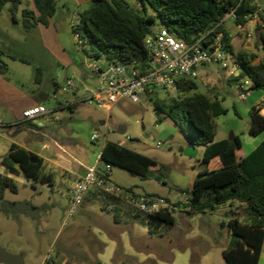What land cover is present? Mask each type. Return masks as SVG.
<instances>
[{
	"label": "rangeland",
	"instance_id": "374dc122",
	"mask_svg": "<svg viewBox=\"0 0 264 264\" xmlns=\"http://www.w3.org/2000/svg\"><path fill=\"white\" fill-rule=\"evenodd\" d=\"M124 1L131 9L142 12L138 0ZM257 3L264 11V0H257ZM0 15L4 18V21H1L2 24L4 22L3 27L13 33L14 37H21L15 30L17 26L22 27L21 15H18L19 25L9 17L7 8ZM65 15L67 17L56 20L57 29L61 43L74 56L75 63L68 70L60 66L51 68L43 75L45 83L47 78L51 77V98L46 101L50 108L67 102L61 88L66 78H71L73 73L74 80L83 78L90 89L99 85L98 79L88 68V62L94 59L87 58L82 41L74 33L73 27L78 23L77 15H72L71 11L65 12ZM262 16L264 17V12ZM161 28L162 25H153L152 34ZM261 33H264V24L255 37L256 47L261 45ZM260 52V57L264 60V51ZM7 60L5 62L9 66V72L6 76L13 82L28 78V73L31 79L37 74L34 66ZM198 76L196 82L199 91L204 94H217L224 108L228 110L225 115L214 120L216 141L229 140L233 135H238L243 141V152L248 154L253 149V143L262 137H253L248 133L249 112L254 104L249 94L251 92L242 100L234 84L227 81L229 79L226 74L216 68L208 70L200 67ZM52 79L61 84L55 93ZM259 92L260 90H257L252 93ZM82 95L80 93L79 97ZM55 96L59 99H55ZM158 97H176V91L159 90ZM56 113V116L67 119L68 123L75 121L83 124L91 132L95 126L98 128L96 133L100 137L99 140H90L86 130L79 131L80 146L69 147L75 157L73 162L78 168L94 161L106 142L120 144L151 158L153 171L148 180L112 167L108 181L125 189L134 188L141 194L154 193L152 195L169 199L170 203L177 205V225L171 229L162 226L154 230L155 234H150L148 227L137 221L126 217L114 219L115 211L105 208L108 200L100 197L81 205L68 224L63 226L69 205L59 193V184L53 189H48L41 183H25L18 180L17 193L6 190V200H30L36 206L46 205L48 208L40 213L38 220L25 216L7 218L0 215V251L20 256L21 264H44L45 256L49 252L52 253V260H57L55 251L60 246L69 250L68 264H191L192 256L200 257L201 260L207 257L205 263L208 264H224L223 252L230 243L228 224L233 215L231 211H239V217L243 220V208L237 209L235 204L233 207L223 206L214 213L180 214V211L184 210L186 195L178 189L192 188L193 178L202 169L199 161L203 147H191L190 142L170 119L158 123L152 103L145 96L140 98L139 103L124 100L109 115L104 110L86 103L80 104L75 113L69 110H58ZM99 120H106V130L99 127ZM121 127L125 129L122 134L118 132ZM157 144H160L159 148L156 147ZM99 168H104L102 162H99ZM119 204L128 211L131 210L127 204ZM261 264H264V255Z\"/></svg>",
	"mask_w": 264,
	"mask_h": 264
},
{
	"label": "trees",
	"instance_id": "16d2710c",
	"mask_svg": "<svg viewBox=\"0 0 264 264\" xmlns=\"http://www.w3.org/2000/svg\"><path fill=\"white\" fill-rule=\"evenodd\" d=\"M23 0H0V12L8 9L14 23H18L17 14ZM35 8L40 13L36 17L32 9L22 10L21 25L25 33L33 30L38 23L47 25L56 13L54 0H34ZM142 12L131 9L124 0H91V7L83 11L74 33L82 41L83 51L88 59L101 58L108 64L128 65L136 62L145 66L150 61L149 53L144 48V38L152 33L153 25H162L176 39L187 43L193 42L199 35L212 29L228 11L229 6L237 5V0H138ZM250 11L249 4L242 2L237 7L236 24H243ZM263 21L264 17L262 16ZM229 52L237 59L240 66L239 76L229 79L230 84L249 81L250 91L260 90L264 94V60L255 61V53L234 51L229 33L222 28ZM264 51V33L260 35ZM259 50V46L257 47ZM5 58L27 63L23 58L8 54L0 49V74L5 75L9 66ZM40 74V69H36ZM152 103L157 122L170 119L179 128L192 146L204 148L199 161L202 169L198 172L193 186L189 190L178 189L186 195L181 213H214L223 206L243 208L244 219L239 212L231 211L229 221L230 243L223 252L224 264H260L264 255V141L250 154L243 152V143L238 135L232 140L216 141L214 120L225 115L228 110L222 105L217 94H204L199 91L196 80H182L176 90V97L159 98L158 95L147 97ZM264 100L253 106L249 112V135L257 137L264 132ZM219 159L220 167L211 169L213 160ZM106 165L126 170L143 180L150 178L153 161L151 158L127 147L106 142L100 161ZM5 173H0V215L7 218L25 216L38 220L40 213L48 206H36L30 200L8 201L4 198L6 190L17 193L18 186L14 177L27 182L52 186V175L43 173L44 160L37 154L12 145L7 155L0 161ZM104 178L109 173L100 169ZM157 170V168H156ZM155 196V195H152ZM102 197L106 203L118 205L119 199L104 192L90 190L83 204ZM169 201V199H166ZM82 204V205H83ZM177 206V205H174ZM108 211H114L108 210ZM115 216V214H114ZM131 219L147 226L150 234L164 226L171 229L177 225L175 212L145 216L130 210ZM201 258L192 256L191 264H200ZM44 264H54L45 262ZM121 264H130L122 262Z\"/></svg>",
	"mask_w": 264,
	"mask_h": 264
},
{
	"label": "crops",
	"instance_id": "0c3cea01",
	"mask_svg": "<svg viewBox=\"0 0 264 264\" xmlns=\"http://www.w3.org/2000/svg\"><path fill=\"white\" fill-rule=\"evenodd\" d=\"M54 1L56 4V13L49 19L48 24L44 25L42 23H38V25L29 33H25L22 27L17 26L15 28L16 33L21 37H14V35H12L13 33H10L9 30L3 27L4 22L2 24L1 21H4V18L1 17L2 15H0V49L8 54H13L20 58H23L28 61L27 64L34 66L35 69H40V74L33 76L32 79L28 73V78L16 80V82L10 80L6 76V74H0V122L4 125V128L0 133V138L2 140V143L0 144V161L5 155H7L12 145L24 148L30 152L37 154L44 160L43 173L45 175H52L53 178L52 186H45L48 187V189H53L55 185L59 184V186L61 187V191L59 193L61 195H64L70 190V188L78 179L82 178L86 174L91 166L98 164L99 168V157L101 155L103 147L97 154V157L94 161L89 162V164L83 168H78L73 162L75 161V157L70 148L80 146V141L78 140L79 131L86 130L88 137H90V140H92L93 134L98 132V128L97 126H95L91 132L83 124H78V122L76 123L75 121L68 123L67 119H65L64 117L62 118L61 116H56V112L58 110H69L71 113H75L76 110H78L80 104H83L82 100L87 96V93L90 90V88L86 86V82L83 78H78L75 80L76 87L72 91H62L65 95V99L67 100L65 104L58 103V105L54 108H50L46 104V101L51 98V90L49 88L51 77L47 78L45 83L43 75L47 73V71L51 68H57L60 66L61 68L68 70L75 63L74 56L60 41L56 20L64 18L66 16L65 12L70 11L72 12V15H77V18H79V15L83 11L91 7V0ZM23 9L34 10L36 17L40 15V13L35 8L34 0L22 1L20 11L17 14V19L18 15L20 14L22 20L21 12ZM8 15L10 17L9 12ZM15 24L19 25V22ZM262 26L258 27L255 33V37ZM225 28L229 33L230 42L235 52L244 51L248 53H255L258 56V59L255 61V63H258L260 60H262V58L260 57L262 45H259L258 50L255 44L256 38L254 43H252L251 45H246L243 33L236 27L234 23H227ZM7 59L8 58H5L4 60ZM10 61L13 62L18 60ZM74 75L75 74L73 73L71 78L74 79ZM67 79L69 78H66V80ZM52 80L54 84L53 93H55L60 89L61 84L56 82L55 79ZM234 86L238 91L237 85L234 84ZM250 92L251 93L249 94H251L250 96L251 98H253V106H257L258 104L263 102L264 94L262 91H260L259 93H252L253 91ZM80 93L83 94L82 97H79ZM55 99L58 100L59 98L56 97ZM123 101L118 103L116 106L121 104ZM35 106H44L51 112V114L49 116L41 117L38 121H24L22 119V112ZM113 109L111 111H113ZM109 113L106 112L107 115H109ZM262 113H264V109L262 110ZM248 120L250 121V116ZM105 124H107L106 120H99L98 122L99 127L105 128ZM120 129L123 128L121 127ZM261 135V139L253 143V149L248 154L259 147L264 141V132L259 136ZM248 154L245 153V155ZM218 167H220L219 159L213 160L210 164V168L216 169ZM0 173H5L4 168L0 167ZM110 174L111 172L108 175V180L110 179ZM197 176L193 178V183ZM14 179L16 181L23 180L25 181V183H28L21 177H14ZM128 189L141 194L134 190V188ZM152 194L154 193H147L142 195ZM119 205L120 204L110 205L107 203L105 208L106 210L114 209V219L116 220L119 217H126L128 219H131L130 211ZM182 211L183 210H181L180 212ZM238 212L239 211H237V213ZM180 214L182 215V213ZM244 214L246 215L247 213ZM68 252L69 250L67 247L60 246L59 248H57V250L55 251L57 260H54V264H57V262H59L60 264H68ZM206 258L207 257H203L200 264H208L205 263V260H207ZM42 263H44V261ZM96 264L102 263L98 262Z\"/></svg>",
	"mask_w": 264,
	"mask_h": 264
},
{
	"label": "built area",
	"instance_id": "2783aa9c",
	"mask_svg": "<svg viewBox=\"0 0 264 264\" xmlns=\"http://www.w3.org/2000/svg\"><path fill=\"white\" fill-rule=\"evenodd\" d=\"M242 2L249 4L250 11L243 24H236L237 7ZM263 12L257 0H237V5L229 6L228 11L212 29L199 35L191 43L178 40L166 28H161L144 38V48L150 56V61L145 66H139L136 62L128 65L108 64L101 58L91 60L88 62V68L98 79L99 85L88 91L82 103L109 113L123 100L139 103L142 96L147 98L158 95L159 90L176 91L182 80H197L200 67L208 70L216 68L224 72L228 79L237 78L240 66L236 57L228 50L222 28L229 22L234 23L243 33L246 45H251L255 41L258 27L264 24ZM75 87V80L69 78L62 87V91L69 92ZM250 88L249 81L237 82L238 93L242 100L246 98ZM50 114L51 112L44 106H35L24 110L22 119L30 122L38 121L41 117ZM3 128L4 125L0 122V133ZM106 129L107 124H105ZM99 138L97 133L93 134V140H99ZM156 147L159 148L160 144ZM104 172L110 173L111 167L106 165ZM102 173L98 164L91 166L86 174L78 179L66 194L62 195L69 205V212L63 226L68 224L69 219L83 204L87 193L92 189L119 199L131 210L145 216L165 212L174 213L178 210L162 197L138 194L131 189L109 183ZM52 258V253L49 252L45 256V261L51 262Z\"/></svg>",
	"mask_w": 264,
	"mask_h": 264
},
{
	"label": "water",
	"instance_id": "95a60500",
	"mask_svg": "<svg viewBox=\"0 0 264 264\" xmlns=\"http://www.w3.org/2000/svg\"><path fill=\"white\" fill-rule=\"evenodd\" d=\"M118 132L120 134L124 133V128L119 129ZM233 137H234V135L229 140H232ZM191 147H193V146L191 145ZM0 263H2V264H21L22 259L20 256H13V255H10V254H8L2 250V251H0Z\"/></svg>",
	"mask_w": 264,
	"mask_h": 264
}]
</instances>
